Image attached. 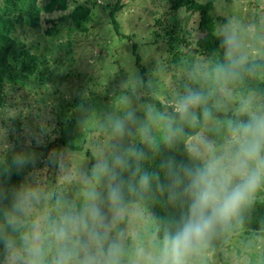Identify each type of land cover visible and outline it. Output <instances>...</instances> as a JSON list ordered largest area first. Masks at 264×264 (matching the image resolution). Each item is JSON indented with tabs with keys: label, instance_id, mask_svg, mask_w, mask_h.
<instances>
[{
	"label": "rangeland",
	"instance_id": "374dc122",
	"mask_svg": "<svg viewBox=\"0 0 264 264\" xmlns=\"http://www.w3.org/2000/svg\"><path fill=\"white\" fill-rule=\"evenodd\" d=\"M76 1L92 5L91 0H70L72 8ZM208 1L214 2L213 15L219 18L218 33L222 35L223 27L231 23L247 61L264 59V0H199L202 3ZM30 2L0 0V18L12 22L23 17L27 20L24 10ZM98 3L87 33L68 31L64 25L55 47L43 61L41 68L49 69L44 82L40 81L37 71L36 77L23 89H11L7 84L3 88L0 159L3 162L12 159L15 167L24 173L21 188L34 189L39 196L32 202L29 212L20 217L23 221L21 227L27 230L40 218L48 224L66 213L78 214L87 203L85 193L90 190L106 195L111 181L95 170L96 165L101 160L111 165L120 156L127 165L130 150L133 152L135 145L144 140L140 131L142 127L150 129L154 141H164L171 135L167 127L169 118L135 99L147 96L145 92L138 93L142 75L133 53L135 44L142 65L147 69L151 93L164 104L175 109L176 100L194 90L205 95L211 93L208 102L222 113L241 114V106L245 104L252 112L264 113L263 96L252 93L244 100L232 96L231 90L228 95L220 93V83L212 76L209 57L196 56L191 70L183 51L176 61L173 59L176 50L171 44L184 47L188 42L186 33L198 37L197 15L186 10L172 13L164 0H99ZM105 3L120 7L117 14L120 31L131 36L130 40L121 39L116 33L108 11L101 7ZM66 14H42L41 34L44 35L51 19ZM168 26L175 34L164 41L162 36ZM35 39L34 34L31 41ZM71 41L74 46L69 45ZM48 45L51 44L48 42ZM96 97L98 99L94 100ZM11 119H20L24 132H19ZM117 120L123 121V131L116 128ZM58 121L63 123L62 127L58 126ZM229 121L233 120L226 116L212 119L190 139L189 144L199 138L212 143L213 151H204L201 159L205 161L230 151ZM46 135L57 144L50 151L41 150ZM79 146L82 148L78 149ZM17 159L23 164L17 165ZM126 165L116 166L115 172L121 174ZM255 198L264 200V186L257 191ZM101 206L111 219L109 204L105 202ZM5 223V214H0V227ZM44 231L50 260L54 246L48 243L51 237L47 229ZM117 232L124 233L122 264H132L137 248L155 253L162 241L157 237L155 224L138 204L125 208L123 220L113 225L111 234ZM195 264H264V236L254 233L249 236L244 230L235 228L227 234L224 246H207L195 258Z\"/></svg>",
	"mask_w": 264,
	"mask_h": 264
},
{
	"label": "clouds",
	"instance_id": "9594fccd",
	"mask_svg": "<svg viewBox=\"0 0 264 264\" xmlns=\"http://www.w3.org/2000/svg\"><path fill=\"white\" fill-rule=\"evenodd\" d=\"M222 36L224 62L216 64L213 73L220 83V93L228 95V84L239 77L247 56L242 52L240 38L231 23L223 27ZM210 96L211 93L205 95L189 90L176 100L175 111L182 120L195 122L194 110L206 106ZM203 114L209 115L206 107ZM241 114L247 119L228 123L230 151L205 160L201 167L184 168L187 180L184 192L189 201L187 215L174 231L165 232L155 253L137 248L132 264H195V258L200 256L210 239L218 231L227 229L253 202L257 191L264 186V113L252 112L245 104L241 106ZM149 118H153L151 113ZM167 127L172 133L170 121ZM116 128L123 131V121L117 120ZM140 131L144 140L151 143L150 129L145 126ZM188 150L192 156L201 158L204 151H213V145L199 138L189 144ZM130 154L139 156L131 150ZM16 164L22 165L23 161L17 159ZM125 165L123 156L117 157L111 165L101 160L95 170L111 181L106 195L90 190L85 193L87 203L78 214L66 213L48 224L40 218L33 221L27 231H20L23 223L20 217L29 212L32 202L39 196L34 189L22 187L17 190L5 220L12 232H19V237L0 236L9 253L8 264H122L124 233H111L113 225L125 215L121 183L115 172L116 166ZM147 180V176L142 177V183ZM105 202L110 206L111 219L101 206ZM45 228L51 237L48 243L54 246L50 260L47 258Z\"/></svg>",
	"mask_w": 264,
	"mask_h": 264
},
{
	"label": "trees",
	"instance_id": "16d2710c",
	"mask_svg": "<svg viewBox=\"0 0 264 264\" xmlns=\"http://www.w3.org/2000/svg\"><path fill=\"white\" fill-rule=\"evenodd\" d=\"M91 1L92 5L76 1L72 8L70 0H31L24 10L27 20L23 17L20 21L12 22L0 18V101L6 84L10 85L11 89H23L34 76L36 77L37 71L40 75V81L44 82L49 69L41 68L44 65L43 61H46L50 49L55 47V41L64 27L66 26L68 31L78 33H87L90 30L89 24L94 20V7L99 5V0ZM164 1L169 4L172 13L186 10L198 16L196 23V30L199 32L198 37L193 38L195 36H189V33H186L188 42L184 47L179 48L180 45L171 44L170 46L176 50L173 59L176 61L183 51L184 56H187L186 62L189 70L192 69L193 60L196 56L209 57L212 68L218 63H223V36L218 33L217 22L219 18L217 19L213 15L214 2L202 3L199 0ZM101 7L108 11L110 23L120 38L130 40L131 36H126L120 31V23L117 18L120 7L111 3L102 4ZM57 12H67V14L57 19H51L44 35L41 34L43 29L40 23L41 15H52ZM67 21L70 23H65ZM170 31V26H168L166 34L162 36L164 41L168 36L175 34V32L171 33ZM34 34L37 39L31 41ZM45 36H49L50 39L49 37L46 39ZM48 42L51 44L50 46ZM69 45L74 46L73 41ZM133 53L142 75L138 93L145 92L147 94L146 97L141 99L136 97L135 99L140 103L149 104L156 108L160 114L169 118L172 124V133L164 141L152 140L151 143H148L143 140L138 142L133 152L139 153V156L131 155L126 167L118 177L121 183L124 207L138 204L149 215L156 226L157 237L162 240L165 232L174 231L182 217L187 215L189 201L184 192L187 183L184 177V168L195 169L204 163L203 159L190 154L188 150L190 139L198 135L205 124L212 119L226 116L237 121L247 119V116L234 114L232 111L222 113L218 107L208 102L204 106L209 112L207 117L203 114L204 107H198L194 110L198 118L195 122L188 119L182 120L171 105L164 104L151 93L147 83V69L142 65V57L136 44L133 46ZM212 76L215 77L213 72ZM228 88L232 91V96H240L244 100L248 99L252 93L264 97V59H249L244 68L241 69L239 77L230 82ZM117 92L119 93V91ZM93 99L96 100L98 97ZM22 115L23 112L20 116ZM11 120L19 132H24L20 119ZM62 125L63 123L58 121V126L62 127ZM44 139L42 151H50L56 147L55 141H50V135L44 136ZM77 148L81 149L82 147ZM23 176V171L15 167L12 159L7 162L0 159V214L11 211L15 193L22 186ZM144 176L148 177L146 183H142ZM235 228L244 230L249 236L253 233L264 236V200L254 198L253 202L242 210L240 216L227 229L218 231L210 239L207 246L213 248L224 246L227 234ZM20 231H27V229L21 227ZM3 235L18 238L19 232H12L5 223L0 227V236ZM8 257L9 253L0 241V264H6Z\"/></svg>",
	"mask_w": 264,
	"mask_h": 264
}]
</instances>
